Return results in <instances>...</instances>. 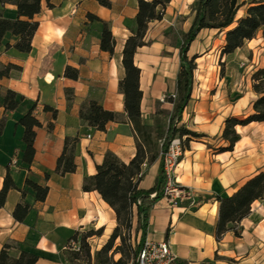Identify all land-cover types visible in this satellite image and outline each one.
<instances>
[{
    "label": "crops",
    "instance_id": "obj_1",
    "mask_svg": "<svg viewBox=\"0 0 264 264\" xmlns=\"http://www.w3.org/2000/svg\"><path fill=\"white\" fill-rule=\"evenodd\" d=\"M194 1L171 0L163 19L151 22L146 34L150 42L139 47L135 54V62L141 68V120L146 125L168 126L174 110L172 103L158 105L157 100L162 94L177 89L182 33L189 30L194 19ZM51 2L52 7L44 2L36 15L40 25L29 53L15 47H0V66L13 63L20 67L13 69L8 77L0 78V121L6 116L0 133V190L7 166L14 158L18 164H10L11 175L19 188H28L27 178L50 188L45 201L36 200L35 192L28 188L25 201L32 208L22 222L13 216L15 206L23 200L22 192L9 190L0 208V252L6 242L19 241L23 249L41 256L36 264H66L64 249L75 230L115 224L116 213L100 194L83 190L84 177L96 172V164L102 163L108 150L125 162L137 152L136 133L128 117L122 122L108 123L106 130H98L81 118L80 107L84 101L94 99L107 109L125 112L119 81L125 74L123 47L131 34L130 27L134 26L138 0H111V7L97 0ZM88 13L109 22L116 38L114 54L101 49L103 22L90 20ZM3 14L10 19L17 18L16 5L7 3ZM16 39L17 36L8 32L4 43H14ZM224 40L225 31L204 28L189 50L190 57L197 55L194 82L179 125L204 136L185 143L174 176L179 185L193 190L199 202L191 206L190 200H186L175 207L165 198L156 202L141 245L147 238L165 240L176 258L190 264H200L216 256L220 264L222 256L237 252H244L246 264H259L264 256V213L260 207H255L259 200L254 203L251 214L239 224L240 236L228 231L218 241L215 235L219 209L215 196L231 195L248 178L264 169L262 148L247 132L253 124L264 122L239 125L241 129L237 131L241 138L234 149L215 150L223 144L221 135L226 118L238 117L248 107V101L243 102L245 95L241 87H232V83H243L246 75L234 72V68L236 65L242 68L245 63H223L226 72L219 76L216 75L218 63H202L203 58L214 51L216 42L222 44ZM239 49L224 57L232 59ZM68 65L78 69L77 79L65 76ZM251 66L255 67V63ZM263 66L264 63H260L257 67ZM6 89H13L25 97L15 110L6 111L3 105ZM33 105L42 126L37 128L35 158L28 165L22 160L24 126L17 121ZM45 105L56 109L57 115L45 110ZM158 107L164 112H158ZM76 135H80L75 158L77 169L64 175L57 173L56 164L65 138ZM161 159L159 155L151 165L144 167L141 188L148 189L155 184ZM46 173L50 174L49 178ZM100 210L107 218L102 223ZM133 220L138 224L136 206ZM141 233L139 230L138 241Z\"/></svg>",
    "mask_w": 264,
    "mask_h": 264
},
{
    "label": "trees",
    "instance_id": "obj_2",
    "mask_svg": "<svg viewBox=\"0 0 264 264\" xmlns=\"http://www.w3.org/2000/svg\"><path fill=\"white\" fill-rule=\"evenodd\" d=\"M100 4L111 7V0H97ZM171 0H138L139 10L136 14L134 26L130 27L131 34L125 41L123 47V59L125 74L119 81V88L124 94L125 112H119L105 108L94 99L84 101L80 107L81 118L88 125L98 129L106 130L110 122H122L128 117L136 133L137 152L129 161L125 162L116 153L108 150L102 163L96 164V172L84 177L83 190L97 191L102 199L110 205L116 213L117 224L107 240L95 254L92 253L88 238L102 234L104 227L98 229L90 228L83 231L77 229L69 237L64 249V260L66 264H138L139 250L143 238L147 235L151 211L156 202L164 198L167 174L163 159L155 184L144 189L139 186L144 176V167L151 165L156 158L165 152L171 139L176 136L186 135V142L190 139H200L204 134L179 125L182 114L191 98L194 82V58L189 56L192 42L199 32L204 28H216L225 31V40L221 47V54H231L238 48L244 46L246 41L253 39L257 32L264 26V0H195L192 4L194 19L187 32L182 33L180 46V70L177 77L178 97L174 110L170 116L167 128L161 126L152 127L141 120V101L143 91L140 87L141 68L135 62V54L139 47L147 45L150 41L146 38L151 22L163 19L167 6ZM48 6L54 4L51 0H0V47L6 49L15 47L17 50L29 53L32 50V40L38 30L40 22L36 15L41 12L43 3ZM7 3L15 4L18 11L17 18L10 19L4 16L3 8ZM246 6L245 14L238 16L241 8ZM90 20H101L103 30L100 46L102 50L111 54L115 52L116 38L112 32L109 22L102 20L93 13H88ZM10 32L17 36L14 43L5 42L6 34ZM20 68L18 65L8 63L0 66V78L8 77L13 69ZM65 76L77 79L79 71L68 65ZM253 89L257 98L252 103V112L244 119L237 116L227 117L222 131L223 144L215 148L216 152L233 150L236 142L241 138L237 131V125H247L251 122H264V68H260L253 74ZM71 99V94H68ZM24 96L13 89H6L3 95V105L6 111L15 110ZM33 105L17 121L24 126L23 140L25 149L22 160L31 165L36 154L35 139L37 128L42 126L40 120L34 114ZM45 110H51L57 115V110L45 105ZM6 116L0 121V133L4 127ZM53 124H50L52 127ZM163 139L162 144L158 143ZM80 141V135L67 136L64 141L62 154L58 157L55 171L60 174L74 172L77 169L76 151ZM181 159V158H180ZM11 164V163H10ZM10 164L0 190V208L4 206L10 189H18L22 192L23 200L18 202L13 211L17 221H24L30 212L32 205L25 201L28 188L35 192L36 200L45 201L49 186L39 184L30 178L26 179L28 188H19L11 175ZM50 174L46 173L49 178ZM153 195V196H152ZM219 203L218 219L216 222L215 235L220 241L228 232L233 231L240 236L239 224L248 217L256 201L264 199V169L248 178L231 195L215 196ZM137 207L138 224L141 230V241L134 249L124 247L126 243V232L132 227L134 207ZM120 238L122 243L115 245L116 239ZM74 243H78V248ZM121 253V257L114 259L110 253ZM40 255L25 250L19 241L10 240L6 242L0 252V264H36ZM171 264H190L187 260L176 258ZM200 264H219L218 256Z\"/></svg>",
    "mask_w": 264,
    "mask_h": 264
},
{
    "label": "rangeland",
    "instance_id": "obj_3",
    "mask_svg": "<svg viewBox=\"0 0 264 264\" xmlns=\"http://www.w3.org/2000/svg\"><path fill=\"white\" fill-rule=\"evenodd\" d=\"M246 6L240 9L238 12V16H242L245 14ZM224 43V41H223ZM223 43L216 42V46L214 48V51L205 58H203L202 63H218L217 68V74L216 75H223L226 72V66L223 63H245V65L240 68L239 66H235L234 72L238 74H244L246 75L245 79L243 80V83H232V87H237L242 90L243 95L245 97L243 98V102L246 100L248 101V107L243 109V112L238 116L240 119L246 118L251 112H252V103L257 98V93L253 89V74L255 71L260 69V67H257L260 65V63H264V26L257 32L256 36L246 41L244 46L241 47L237 53L233 56L232 59L224 57V55L221 54V47ZM251 63H255V67L251 66ZM264 68V66L262 67ZM243 70V71H242ZM213 76V75H211ZM175 92L178 94V90L175 89ZM176 100H169L167 102H162L161 100H157L158 105L162 103L170 104L172 103L173 108L175 107ZM158 112L163 113L164 110L160 109L158 107ZM160 126V125H158ZM157 127V126H152ZM163 127V126H161ZM164 128V127H163ZM247 132L251 133L254 136L255 142L259 143V148H262V153L264 155V123L260 124H253L251 128L247 130ZM163 139L159 140L158 143L162 144ZM108 204V203H107ZM109 205V204H108ZM110 206V205H109ZM256 208L260 207V210L262 213H264V199L259 200L256 205ZM113 209V208H112ZM134 216V215H133ZM115 224H109V226L104 227L102 234L94 235L88 238L89 243L91 244V250L92 253L95 254V252L100 249L109 239L111 236L116 224L117 220L114 222ZM90 228L98 229L95 226H88L87 228H84L83 231L88 230ZM139 224L134 223V220L132 221V227L131 229L126 232V243L124 244V247L128 249V245L130 248L134 249L137 247L138 243L141 241H138L139 236ZM122 243L121 239L118 238L115 241V245H120ZM75 247L78 248L79 244L74 243ZM244 252H237L234 255H227L222 256L220 264H246V261L244 260ZM110 256H113V258L116 260L119 257H121V253H113V251L110 253ZM93 264H96V261H94ZM259 264H264V256L262 257V261Z\"/></svg>",
    "mask_w": 264,
    "mask_h": 264
},
{
    "label": "built area",
    "instance_id": "obj_4",
    "mask_svg": "<svg viewBox=\"0 0 264 264\" xmlns=\"http://www.w3.org/2000/svg\"><path fill=\"white\" fill-rule=\"evenodd\" d=\"M177 97V92L164 93L160 100L167 102L171 99L176 100ZM186 139V135L174 137L171 139L167 150L161 153L167 174L164 198L173 207L183 204L186 200H190L191 206H195L199 202L193 190L179 185L174 176L175 168L185 150ZM11 163L13 166H17L18 160L14 158ZM175 259L176 256L169 242L165 240L154 241L147 238L140 246L138 264H171Z\"/></svg>",
    "mask_w": 264,
    "mask_h": 264
},
{
    "label": "bare ground",
    "instance_id": "obj_5",
    "mask_svg": "<svg viewBox=\"0 0 264 264\" xmlns=\"http://www.w3.org/2000/svg\"><path fill=\"white\" fill-rule=\"evenodd\" d=\"M237 129H238V130L241 129L239 125H237ZM99 217H100V223H102V222H104V221L107 220V218H106L104 212L101 211V210L99 211Z\"/></svg>",
    "mask_w": 264,
    "mask_h": 264
}]
</instances>
